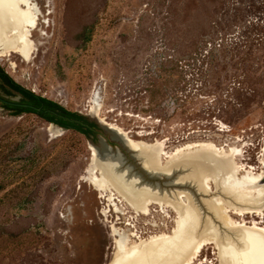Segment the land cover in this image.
Wrapping results in <instances>:
<instances>
[{"label":"rangeland","instance_id":"1","mask_svg":"<svg viewBox=\"0 0 264 264\" xmlns=\"http://www.w3.org/2000/svg\"><path fill=\"white\" fill-rule=\"evenodd\" d=\"M24 2L32 53L0 57L22 89L133 141L159 142L164 159L209 143L235 153L239 178L264 171V0ZM6 88L0 97L17 102ZM99 130L88 137L0 102V264H109L117 248L172 233V213L153 206L138 216L81 180L96 137L107 139ZM166 182L165 191L191 190ZM231 217L264 227V212ZM238 261L209 243L190 264Z\"/></svg>","mask_w":264,"mask_h":264},{"label":"bare ground","instance_id":"2","mask_svg":"<svg viewBox=\"0 0 264 264\" xmlns=\"http://www.w3.org/2000/svg\"><path fill=\"white\" fill-rule=\"evenodd\" d=\"M24 6V0H0V57L16 53L27 58L32 53L30 33L35 18ZM97 107L92 108L96 111ZM108 127L139 152L134 158L156 182L146 181L125 164L121 154L103 145L91 147L86 176L81 180L98 191L100 198L117 195L138 216H150L153 206L173 214L171 234L140 240L124 249L116 247L109 264H190L209 243L236 255L238 264H264V227L231 217V213L244 217L264 212V171L257 175L247 171L246 177L239 178L228 161L235 153L227 154L209 143L191 144L164 159L161 143L133 141L122 130ZM161 178L167 180L164 185L181 182L191 190L165 191L158 185ZM115 243L120 246L119 240Z\"/></svg>","mask_w":264,"mask_h":264},{"label":"trees","instance_id":"3","mask_svg":"<svg viewBox=\"0 0 264 264\" xmlns=\"http://www.w3.org/2000/svg\"><path fill=\"white\" fill-rule=\"evenodd\" d=\"M0 81L5 87L9 88L12 91H15L16 93L21 94L24 98L29 99L32 104L41 108L39 112H37L36 110L32 108H23L21 110H18V112L34 113L38 115L39 117H41L42 119H46V121H48L49 123L58 125L65 129L75 130L88 137L91 134H94L96 131L99 130L98 126L95 123H89L84 118L78 116L77 114L66 111L60 106H58L57 104L49 100H46L44 98H40L39 96H35L34 94L22 89L20 86L15 84L11 80V78H9L6 74H4L2 70H0ZM4 107L8 108L7 106H4ZM54 111H58L59 113L58 115H61L67 118L77 119L82 122L76 125L75 123L69 124L66 122L55 121V119L57 118V115L52 113Z\"/></svg>","mask_w":264,"mask_h":264},{"label":"water","instance_id":"4","mask_svg":"<svg viewBox=\"0 0 264 264\" xmlns=\"http://www.w3.org/2000/svg\"><path fill=\"white\" fill-rule=\"evenodd\" d=\"M34 110H36V109H34ZM97 123H98V128L103 132L104 135L105 134L107 135V139L104 138L103 135L97 136L96 137V145H100V146L103 145V146L109 148L110 150H114V151L118 152L119 154H121L122 157L126 158V160H128V158L131 159L134 163V167L137 166L138 170L141 172V174L143 173V175H145V177H147L142 166L140 165L141 161L138 160V158H134V157H137L139 155V152H134L133 150H131L129 148V146H127V144L123 140V138L119 134H116L110 127H108L105 124H100L99 121ZM112 144H116L119 148L112 146ZM124 153H126L128 155V158L124 155ZM135 155H137V156H135Z\"/></svg>","mask_w":264,"mask_h":264},{"label":"flooded vegetation","instance_id":"5","mask_svg":"<svg viewBox=\"0 0 264 264\" xmlns=\"http://www.w3.org/2000/svg\"><path fill=\"white\" fill-rule=\"evenodd\" d=\"M2 82L0 81V86H2ZM7 89V88H6ZM5 90V89H4ZM6 91V90H5ZM18 95V101L17 102H13L11 101L10 99L9 100H5L3 98L0 97V102L3 106H7L8 108H10V110L12 112H17L18 110H21L23 108H32V109H36L37 112L40 111V107H37L35 106L34 104H32L30 102L29 99H26L24 98L21 94H17ZM53 114H56L57 115V118L55 119V121H59V122H66V123H75L76 125L82 121H79L77 119H73V118H67V117H64V116H61V115H58V111H54L52 112ZM45 120V122H48L46 121V119H43ZM92 137V136H91ZM96 137V136H95ZM93 138V137H92Z\"/></svg>","mask_w":264,"mask_h":264}]
</instances>
